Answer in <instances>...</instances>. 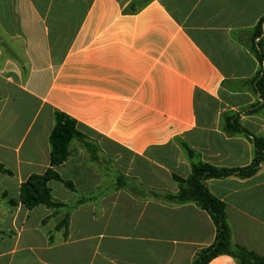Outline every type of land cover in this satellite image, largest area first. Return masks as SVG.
Segmentation results:
<instances>
[{"label":"crops","instance_id":"crops-1","mask_svg":"<svg viewBox=\"0 0 264 264\" xmlns=\"http://www.w3.org/2000/svg\"><path fill=\"white\" fill-rule=\"evenodd\" d=\"M262 18L264 0H0V164L12 172H0V264H193L216 239L212 218L155 194H177L173 176L193 163H253L244 132L264 139V65L250 49ZM28 107L34 137L14 146ZM57 111L99 160L74 142L56 171L76 192L49 184L67 207L27 209L21 186L51 168ZM114 166L131 182L118 185ZM206 185L234 242L263 256L264 162Z\"/></svg>","mask_w":264,"mask_h":264},{"label":"trees","instance_id":"trees-1","mask_svg":"<svg viewBox=\"0 0 264 264\" xmlns=\"http://www.w3.org/2000/svg\"><path fill=\"white\" fill-rule=\"evenodd\" d=\"M264 18L255 28L251 42V52L264 65ZM259 40V41H257ZM263 76L257 82V89L260 91L264 99V70ZM234 131H241L242 128H233ZM248 137H251L256 155L253 163L245 168H221L210 165L208 163H193L192 171L188 178L184 179L176 175L174 180L179 185L177 194L159 195L156 197L163 198L165 201L184 205L193 203L200 209L206 211L216 227V239L208 248L200 250L193 261V264H208L213 259L219 256H230L238 264H264V255L260 256L247 248L237 245L233 240V231L227 216V206L220 199L216 198L208 189L206 181L212 179H226L230 177H238L240 179H250L260 171V167L264 162V139L253 137L248 132H244ZM51 146V168L44 174H34L21 186L20 201L27 209H34L39 206H44L48 209L55 210L67 207L65 204L56 201L50 188L51 181H58L72 192H76V187L71 181H65L56 168L63 165L71 156L72 144H80L90 155L93 162L99 160V147L91 141L84 133L78 129V124L75 119L63 112L55 113V127L49 138ZM192 157L193 152L187 149ZM0 172L12 174L11 171L0 164ZM125 179L120 177L118 185L124 184ZM13 203V202H11ZM68 220H64L59 224V228L67 227Z\"/></svg>","mask_w":264,"mask_h":264},{"label":"rangeland","instance_id":"rangeland-1","mask_svg":"<svg viewBox=\"0 0 264 264\" xmlns=\"http://www.w3.org/2000/svg\"><path fill=\"white\" fill-rule=\"evenodd\" d=\"M2 93H3L2 92V88L0 86V95H2ZM4 95H6V94H4ZM24 111H25V118H24V120L22 121V123L19 126V132L16 135V141L14 140V144H13L14 146H18L19 143L23 140L24 142H26L25 147H27L29 145V143L31 142V140L33 139V137H34V133H35L36 129L33 132L29 133L28 127L30 125L29 120L34 115L35 108L28 107ZM88 155H89V153H88ZM89 157H90V155H89ZM100 167H104V165L100 164ZM119 169H120L119 167L116 168V166H114L113 170H112V173L115 174L117 177L125 175V172L120 171ZM63 171L65 172V169L61 171L62 175H65ZM127 180H129V179H127ZM127 180L125 179L124 183H129V181L131 182V180H129V181H127ZM7 182H15V181L12 178H10V179L7 180ZM107 184H108V182H107ZM53 188H54V191H56L57 195H58L57 189L61 190L62 192H65V194L67 192L66 190H68L66 187H64L59 182L53 183ZM32 220H35V216L34 215L32 217Z\"/></svg>","mask_w":264,"mask_h":264},{"label":"built area","instance_id":"built-area-1","mask_svg":"<svg viewBox=\"0 0 264 264\" xmlns=\"http://www.w3.org/2000/svg\"><path fill=\"white\" fill-rule=\"evenodd\" d=\"M257 41H259V40H257Z\"/></svg>","mask_w":264,"mask_h":264}]
</instances>
